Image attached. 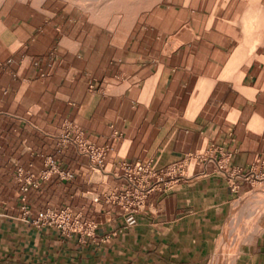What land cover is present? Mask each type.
<instances>
[{
	"label": "crops",
	"instance_id": "0c3cea01",
	"mask_svg": "<svg viewBox=\"0 0 264 264\" xmlns=\"http://www.w3.org/2000/svg\"><path fill=\"white\" fill-rule=\"evenodd\" d=\"M101 1L0 0V264H214L264 169V0ZM67 120L113 148L106 169L73 144L57 152ZM214 146L148 195L137 225L107 199L127 186L124 163ZM49 155L75 177L31 188L25 215L16 170L39 174ZM65 207L90 235L34 222ZM235 264H264V220Z\"/></svg>",
	"mask_w": 264,
	"mask_h": 264
},
{
	"label": "built area",
	"instance_id": "2783aa9c",
	"mask_svg": "<svg viewBox=\"0 0 264 264\" xmlns=\"http://www.w3.org/2000/svg\"><path fill=\"white\" fill-rule=\"evenodd\" d=\"M69 144L75 145L81 154L90 159L94 167L107 168L105 160L113 148L96 145L87 139L83 129L74 120H67L63 124L57 144V152L62 153ZM218 152H221V148L218 146L207 151L190 152L179 161L162 167L146 160L124 163V178L127 180V186L118 193L108 195L107 199L124 208L128 226L137 225L138 214L145 209L148 195L152 191L158 188L169 189L173 187L180 180L186 178L185 171L190 163L215 159ZM54 174L63 180H71L75 177L73 171L63 168L61 163L52 155L45 157V168L39 174L24 167H19L16 170V179L22 184L20 198L25 215L29 212L26 204V193L31 188H38L44 180L49 179ZM34 222L54 227L66 236H72L82 231L90 235V232L97 226L93 221H81L79 215H74L69 207L60 210L47 209L40 213Z\"/></svg>",
	"mask_w": 264,
	"mask_h": 264
},
{
	"label": "rangeland",
	"instance_id": "374dc122",
	"mask_svg": "<svg viewBox=\"0 0 264 264\" xmlns=\"http://www.w3.org/2000/svg\"><path fill=\"white\" fill-rule=\"evenodd\" d=\"M75 2L94 6L102 3L101 0H75ZM263 220L264 169L257 173L253 190L235 201L232 213L219 237L214 253V264H235L242 256V252L248 249L253 237L260 231Z\"/></svg>",
	"mask_w": 264,
	"mask_h": 264
},
{
	"label": "bare ground",
	"instance_id": "6f19581e",
	"mask_svg": "<svg viewBox=\"0 0 264 264\" xmlns=\"http://www.w3.org/2000/svg\"><path fill=\"white\" fill-rule=\"evenodd\" d=\"M231 261V260H230Z\"/></svg>",
	"mask_w": 264,
	"mask_h": 264
}]
</instances>
